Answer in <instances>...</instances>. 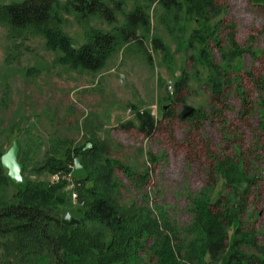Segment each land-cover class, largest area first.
<instances>
[{"label": "rangeland", "instance_id": "374dc122", "mask_svg": "<svg viewBox=\"0 0 264 264\" xmlns=\"http://www.w3.org/2000/svg\"><path fill=\"white\" fill-rule=\"evenodd\" d=\"M19 1L0 0V154L16 141L25 184L55 183L57 193L65 191L62 203L51 204L50 212L58 222L66 211L83 220L85 206L74 191L75 180L42 166L51 157L66 155L73 160L82 155L88 178L81 182L87 187L97 185L98 191L109 196L115 216L126 222L124 230L105 229L100 235L102 247L94 253L100 254L112 242L114 250L123 254L125 245L131 248L139 242L145 245L139 253L142 259L152 263L148 235L152 222L159 231L172 229L184 238L192 221L191 202L202 190L210 189L211 200L220 196L238 201L224 177L214 172V162L229 160L253 180L250 185L246 181L238 184L239 193L248 186L247 195H241L247 205L242 220L264 236L262 0L213 1L219 13L210 23L220 22L223 51L210 43L204 50L218 64L220 78L229 80L218 98L207 85L209 74L216 73L207 68L198 45L190 46L196 25L183 12L174 23L171 11L148 0H104L112 8L122 2L121 10L115 11L116 22L108 23L98 15L81 18L64 9L72 0H57L59 22L54 19L16 28L3 8ZM136 6L143 7L150 19L148 30L138 29L142 43L125 41L120 31L124 14ZM44 26H57L75 47L86 43L92 31L111 33L117 38L115 51L97 71L61 64L57 59L62 53L46 46ZM229 33L244 49L233 61L224 54ZM152 38L161 41L163 51L153 46ZM182 76L187 84L177 89ZM184 106L200 109L204 116L182 120L178 114ZM141 112H149L157 121L151 137L138 129L136 117ZM85 146L90 147L87 152ZM3 173L6 176V170ZM7 179L0 183V205L14 202L19 188ZM139 227L143 238L137 239L135 229ZM0 264L54 261L47 251L29 244L17 247L11 236L0 234Z\"/></svg>", "mask_w": 264, "mask_h": 264}, {"label": "trees", "instance_id": "16d2710c", "mask_svg": "<svg viewBox=\"0 0 264 264\" xmlns=\"http://www.w3.org/2000/svg\"><path fill=\"white\" fill-rule=\"evenodd\" d=\"M148 1L159 4L167 12L171 11L174 23L180 20L182 12L195 22L196 27L191 33L190 46L198 45V53L202 54L207 68L210 72L214 69L216 74H209L207 85L211 94L218 98L229 80L220 78L218 64H214L209 52L204 50L210 43L219 51H223L219 39L220 22L210 23V19L219 13L218 7L213 3L214 0ZM121 3L117 1L112 8L104 0H72L65 4L64 9L73 10L81 18L98 15L109 23L116 22L115 11L121 10ZM262 4L264 5V0ZM57 7H59L57 0H22L5 5L3 11L11 26L22 28L54 19L59 22V18L56 17ZM124 20V25L120 28L123 39L142 43L143 35H138V29L148 30L150 25L149 15L144 8L136 6L124 14ZM42 34L50 50H59L62 53L57 59L59 63L88 71L101 69L115 51L117 44V38L113 34L103 31H92L88 41L76 47L57 26H44ZM230 35L231 33L226 35L229 48L224 54L228 55L229 61H233L244 54V49L238 47ZM152 44L157 50H164L158 38H152ZM147 58L150 61V56ZM186 84L187 78L182 76L175 86L181 89ZM166 115L169 116V112ZM203 116L202 110L188 106H184L178 114L182 120H199ZM136 119L139 131L145 136L151 137L156 132L157 121L149 112L137 113ZM89 148L83 147L85 152ZM93 154L91 156L95 155ZM71 163L72 159L66 155L55 156L47 159L42 167L51 173H59L60 176L66 177L71 172ZM124 172L128 174L127 171ZM214 172L224 177L226 186L238 201L230 202L220 196L211 200L210 189L202 190L199 197L191 202L192 221L185 231L184 238L178 237L172 229H167V232L163 233L159 231L155 222H152L149 225L152 227L151 231L148 233L152 239L149 247L152 263L142 259L140 252L145 245L139 242H136L132 249L125 245L123 254L114 250L112 242L108 243L100 254L94 253L95 249L102 247L100 235L105 229L124 230L126 222L122 217L115 216L109 196L98 191L97 185L87 187L86 183L80 181H75L74 191L79 202L85 206V211L84 219L78 228L61 225L50 212L52 202H61L57 197L58 184L26 183L19 186L14 202L1 203L0 234L11 236L17 247L24 248L29 244L47 251L54 264H264V236L249 222L242 220L243 216H247V205L246 198L241 195H247L248 186L241 193L238 191V184L246 181L247 185H250L253 180L246 177L237 165L229 160L214 162ZM105 177L106 180L109 179L108 174ZM128 177L130 178V174ZM142 178H146V175ZM7 181L0 166V183L4 184ZM63 185L64 183L61 184ZM88 224L92 225L91 228ZM142 231L141 227L135 229L137 239L143 238ZM129 251L132 252L131 255ZM93 254L96 256H92ZM88 256L90 257L87 258Z\"/></svg>", "mask_w": 264, "mask_h": 264}, {"label": "water", "instance_id": "95a60500", "mask_svg": "<svg viewBox=\"0 0 264 264\" xmlns=\"http://www.w3.org/2000/svg\"><path fill=\"white\" fill-rule=\"evenodd\" d=\"M18 145L16 141H13L10 148L0 155V165L3 170H6V177L15 186H23L25 179L22 176V165L17 160ZM83 156L78 155L73 158V168L69 174L70 178L75 181H85L88 178V172L85 166L82 164ZM66 193L62 190L58 193L59 200H64ZM60 224L65 227L78 228L81 225V220L73 216L69 211H66L60 219Z\"/></svg>", "mask_w": 264, "mask_h": 264}, {"label": "built area", "instance_id": "2783aa9c", "mask_svg": "<svg viewBox=\"0 0 264 264\" xmlns=\"http://www.w3.org/2000/svg\"><path fill=\"white\" fill-rule=\"evenodd\" d=\"M168 88H169V89H171V88H172V86H168Z\"/></svg>", "mask_w": 264, "mask_h": 264}]
</instances>
